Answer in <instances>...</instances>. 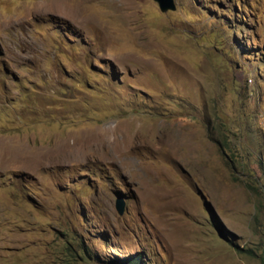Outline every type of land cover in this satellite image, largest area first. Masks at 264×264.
Here are the masks:
<instances>
[{
    "label": "rangeland",
    "instance_id": "obj_1",
    "mask_svg": "<svg viewBox=\"0 0 264 264\" xmlns=\"http://www.w3.org/2000/svg\"><path fill=\"white\" fill-rule=\"evenodd\" d=\"M175 2L0 0V264H264V0Z\"/></svg>",
    "mask_w": 264,
    "mask_h": 264
},
{
    "label": "water",
    "instance_id": "obj_2",
    "mask_svg": "<svg viewBox=\"0 0 264 264\" xmlns=\"http://www.w3.org/2000/svg\"><path fill=\"white\" fill-rule=\"evenodd\" d=\"M159 3V6L162 11H167L170 9H175L176 8V2L175 0H156ZM116 207L120 213H123L124 211V202L123 200H118Z\"/></svg>",
    "mask_w": 264,
    "mask_h": 264
},
{
    "label": "trees",
    "instance_id": "obj_3",
    "mask_svg": "<svg viewBox=\"0 0 264 264\" xmlns=\"http://www.w3.org/2000/svg\"><path fill=\"white\" fill-rule=\"evenodd\" d=\"M137 260H139V259L138 258H131V257H129V258H125L124 259V262H128V264H134L135 261H137Z\"/></svg>",
    "mask_w": 264,
    "mask_h": 264
}]
</instances>
